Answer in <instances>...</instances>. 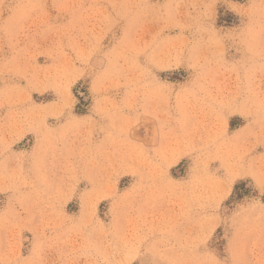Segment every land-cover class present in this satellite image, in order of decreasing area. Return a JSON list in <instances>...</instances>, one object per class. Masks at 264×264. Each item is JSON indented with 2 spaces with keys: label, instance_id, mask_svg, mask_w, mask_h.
I'll use <instances>...</instances> for the list:
<instances>
[{
  "label": "rangeland",
  "instance_id": "374dc122",
  "mask_svg": "<svg viewBox=\"0 0 264 264\" xmlns=\"http://www.w3.org/2000/svg\"><path fill=\"white\" fill-rule=\"evenodd\" d=\"M0 264H264V0H0Z\"/></svg>",
  "mask_w": 264,
  "mask_h": 264
},
{
  "label": "bare ground",
  "instance_id": "6f19581e",
  "mask_svg": "<svg viewBox=\"0 0 264 264\" xmlns=\"http://www.w3.org/2000/svg\"><path fill=\"white\" fill-rule=\"evenodd\" d=\"M242 164V163H241Z\"/></svg>",
  "mask_w": 264,
  "mask_h": 264
}]
</instances>
